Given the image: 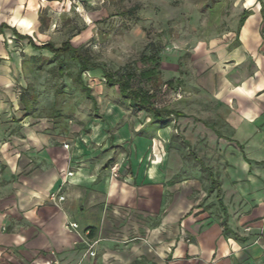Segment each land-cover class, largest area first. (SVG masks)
<instances>
[{
  "label": "crops",
  "instance_id": "crops-1",
  "mask_svg": "<svg viewBox=\"0 0 264 264\" xmlns=\"http://www.w3.org/2000/svg\"><path fill=\"white\" fill-rule=\"evenodd\" d=\"M35 3L15 0L9 12L0 7V24L9 26L0 31V264H264V11L258 0L246 8L239 45L198 77L203 97L216 104L204 105L205 117L178 108L185 116L161 124L111 88L114 98L92 93L78 130L21 111L13 88L19 72L14 65L5 71L19 60L21 39L11 28L23 34L35 22ZM96 118H106L110 136ZM177 137L190 145L174 147ZM105 139L113 155L96 151ZM113 164L117 178L109 171ZM210 169L220 185L208 194ZM64 179L65 200L53 203L49 195ZM69 221L79 230L70 231ZM85 240L98 241L94 256Z\"/></svg>",
  "mask_w": 264,
  "mask_h": 264
},
{
  "label": "rangeland",
  "instance_id": "rangeland-1",
  "mask_svg": "<svg viewBox=\"0 0 264 264\" xmlns=\"http://www.w3.org/2000/svg\"><path fill=\"white\" fill-rule=\"evenodd\" d=\"M253 1L36 0L35 22L20 32L30 34L37 45L50 40L59 46L70 38L74 47L89 50L97 62L105 64L112 72L123 71L128 65L142 69L141 53L147 44L156 43L161 57L162 84L154 102L158 106L181 108L189 114L205 117L204 105L210 110L216 104L203 97L197 85L198 77L225 61L226 51L235 43L238 17ZM134 4L139 7L133 13H121ZM13 5L15 0H0V7L5 12L11 11ZM19 6L21 12L26 9L22 1ZM16 48L19 60L6 64L5 71L12 70L14 65L19 72L13 88L19 98L25 92V104L28 109L30 107L28 112L36 118L66 121L73 126L68 130L75 127L78 130L80 122L89 113L90 99L74 80L77 63L65 55L61 75L57 71V60L49 51L32 47L26 39L19 40ZM149 50L147 48L145 52L149 53ZM84 78L92 88L91 94L108 91L107 97L116 96L113 91L116 87L105 85L100 73ZM168 79L174 82L171 88L164 84ZM22 108L21 103V111ZM105 121L106 118H96V122H100L101 127L103 125L104 134L110 136L112 128L104 127ZM60 129L62 131L63 127ZM105 140L108 144L96 151L101 155H113L115 148L111 146V139ZM175 140L172 142L174 147L190 145L187 140L181 142L179 137L180 142ZM184 156L186 162L192 161L191 152H185ZM199 161L201 163L203 159ZM209 172L208 194L213 189V179L216 181L214 188L220 185L211 169Z\"/></svg>",
  "mask_w": 264,
  "mask_h": 264
},
{
  "label": "trees",
  "instance_id": "trees-1",
  "mask_svg": "<svg viewBox=\"0 0 264 264\" xmlns=\"http://www.w3.org/2000/svg\"><path fill=\"white\" fill-rule=\"evenodd\" d=\"M258 3L260 5L261 12H263L264 2L262 0H258ZM138 7V4H134L130 8L123 10L121 13H133ZM249 13L248 9H244L238 17L237 26L234 32L236 45H239L240 43L238 39L239 31ZM3 27L9 26L5 23L0 24V31ZM11 29L15 38L21 40L26 39L32 47L47 50L52 53L53 57L57 60V71L61 75H63L65 65L63 57L68 55L70 59L75 61L78 68L74 76V80L80 85L85 95L93 102L94 97L91 94L92 88L85 82L84 76L89 75L91 77L100 73V78L104 81L105 85L109 87H116L120 96L126 99L133 109L143 110L150 113L155 121L161 124H167L171 120L175 121L176 118L185 116L183 112L171 109L168 106H158L153 100L156 96L158 88L162 84L160 76L161 70L159 67L161 57L156 43L147 44L141 53L139 59L143 65L142 69L138 70L136 67L128 65L123 68V71L112 72L107 69L105 64L97 62L89 50H86L83 47H74L70 38L63 40L59 46L50 40L37 45L30 35L20 34L14 28ZM147 48L150 49L149 53L145 52ZM164 84L171 88L174 85V82L171 79H168L164 82ZM20 102L28 112L30 107L28 109V104H25V92L20 94ZM215 184L216 181L213 179L212 185L214 186ZM213 186H211V188H214ZM222 225L225 234H230V228L227 223L223 221ZM234 237L238 238L236 234Z\"/></svg>",
  "mask_w": 264,
  "mask_h": 264
},
{
  "label": "built area",
  "instance_id": "built-area-1",
  "mask_svg": "<svg viewBox=\"0 0 264 264\" xmlns=\"http://www.w3.org/2000/svg\"><path fill=\"white\" fill-rule=\"evenodd\" d=\"M65 147H68V144H65ZM109 171L111 174V177L113 178H117L119 176V167L117 166V164H113L109 167ZM73 172L71 170L67 171L65 176H70L72 175ZM67 180L64 179L60 186L53 192H51V194L49 195V199L53 202V203H61L65 200V196L63 194V189L62 187L64 186L65 182ZM66 227L70 230V231H77L79 230V225L78 223L74 222V221H69L66 223ZM98 241L97 240H85V246H86V253H88L90 256H94L96 254L95 251V245ZM51 264H57V262H53Z\"/></svg>",
  "mask_w": 264,
  "mask_h": 264
}]
</instances>
